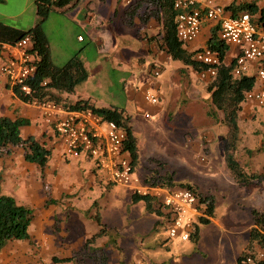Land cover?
Wrapping results in <instances>:
<instances>
[{
	"label": "crops",
	"instance_id": "obj_1",
	"mask_svg": "<svg viewBox=\"0 0 264 264\" xmlns=\"http://www.w3.org/2000/svg\"><path fill=\"white\" fill-rule=\"evenodd\" d=\"M195 1L198 8L202 10L208 4L220 6L224 9L233 3L239 4L242 2L255 3L259 9H264V0ZM0 3H3V0H0ZM32 3L33 0H22L23 8L15 16H4L0 11V25L19 31L32 29L37 23L36 15L35 24L32 23L31 16L26 25H22V23L20 25L18 22L16 25H6L3 21V18L13 19V21L16 18H20L26 11L31 10ZM226 14L230 16L229 12H226ZM252 18L257 21L258 14ZM173 22L175 25V18ZM168 23H170V19L166 20L164 14L162 15L160 13V9L153 6L150 0H73L71 5L52 11L44 21L42 30L48 41L49 55L53 65L63 67L74 57H77L88 74L87 79L81 83L83 84L90 76L88 73L89 62L86 57L84 58L82 56L84 49L82 50L78 45L86 42L88 47L93 48L95 61H99L100 63L112 61L117 65H127L129 67L130 65L128 63H132V67L139 70L145 66L148 59H151L149 65L151 67L156 65L160 68V66L168 65L170 60H172L164 47L160 48L161 44L165 45L162 40L167 34L166 25ZM71 26L77 30V33H75L76 37L74 38L75 35L73 34L70 40L68 30ZM263 27L259 26L261 30H263ZM213 34L218 38V25L213 22H204L200 35L189 45H182V49L186 53H192L206 46ZM78 37H81L82 40H78ZM225 47L226 52L222 63L225 66H232L234 69L235 60L239 56L240 51L235 46ZM172 61L180 63L172 71L173 74L174 71L179 70L190 75L189 78L199 79L197 71L183 65L180 61ZM97 66L99 69L102 67V65ZM260 67L264 68V59L260 62L250 64L248 72L244 75L255 77L256 70ZM174 75L176 76V74ZM202 82L206 83V94L210 99V94L207 92L209 81ZM160 87L161 84L156 85L155 90L157 92L154 94L158 96L159 100H162L163 95L160 94ZM173 87L174 85L171 83L167 85L168 90H173ZM260 87L261 83L255 77L254 88L251 91L258 90ZM13 88L0 72V118H6L11 121H24L25 125L19 128L20 137L23 140H35L39 145L50 151V158L48 163L41 168L34 163L27 162L20 148H15L9 154L0 155V195L12 197L19 205L31 210L33 213V219L28 227L29 238L22 241H7L0 248V264H145L139 259L140 257L146 256V249L143 248V245L140 248L135 246L131 249V256L127 261L126 256L122 257V253L126 252L122 248L125 244L120 243L124 241V232L120 235L117 227H111V225L110 227H107L109 225L105 226L102 223L104 221L99 212H96L95 219L89 214L93 210V207H96L100 198L97 195L101 194V188H111L112 185L104 183L102 176L96 170L91 160L83 157L74 159L64 156L61 144H54L53 142L54 132L52 127L44 122L39 110L33 104L25 103L17 98L13 93ZM123 88L128 93L129 90L125 84ZM74 91L71 94L56 93V95L60 97L63 103L74 104L77 101H88L96 108H114L97 106L91 101L90 97H86L84 100L78 99L73 101L71 97ZM252 106L253 104L251 102H244L241 104V111L248 110ZM122 112L124 116H128L124 111ZM216 113L215 119L211 118L208 113L209 118L214 122L208 123V128L205 129L217 132L222 127H225L222 122V114L220 112ZM205 129L203 128L204 131H207ZM131 133H133L132 126ZM212 138L213 135L210 136V139ZM135 140L138 142L136 137ZM54 147L57 148V152L54 151ZM204 147L207 148L208 146L206 145ZM140 181L142 180L140 179ZM148 181L146 179L142 182ZM232 181L235 182L233 179ZM124 187L131 189L129 199L132 205L137 206L141 203V206L137 207L141 211L138 214H141L142 217L144 213L155 216L160 215L159 212H154L150 198L148 199L151 202L153 212L147 211L144 201L132 203L134 186ZM258 213H264V206ZM97 219H99L100 223H97ZM92 221L96 225L92 224ZM110 221L112 224L113 219L111 218ZM126 221L128 222V219ZM209 221V224L214 221V215L209 218ZM76 224L80 227L91 225L95 229L92 233L82 234L79 239L76 238L73 240L72 227L70 226ZM100 226H104L105 232L102 236L95 237L89 246L86 247V242L98 234L100 231L98 228ZM255 226L252 213V222L247 227L248 242L239 255L249 246V232ZM113 232L116 233L115 239L112 236L108 237V234L111 235ZM200 235V232H198L196 241L180 242L176 240L178 244L169 241L167 242L168 247L165 245L167 248L166 252L169 253L170 251L169 243L176 245V248L179 250H184L188 242L197 245L201 238ZM249 250L252 255L249 256L251 263L247 264H256L255 261H259L258 254L264 252V248L253 243L249 246ZM118 252H121V256H119ZM180 254L182 255L180 252L178 255H175L174 262L181 259L183 255L181 256ZM160 256V261L155 264H164V258L162 259V255ZM73 257H75V260L61 262L70 260Z\"/></svg>",
	"mask_w": 264,
	"mask_h": 264
},
{
	"label": "rangeland",
	"instance_id": "obj_2",
	"mask_svg": "<svg viewBox=\"0 0 264 264\" xmlns=\"http://www.w3.org/2000/svg\"><path fill=\"white\" fill-rule=\"evenodd\" d=\"M22 8V0H3L0 3V11L4 16H15ZM35 15L32 3L31 10L20 18L14 21L3 18V21L6 25H16L17 22L26 25L31 16L35 24ZM75 33L77 30L71 26L68 30L70 40ZM78 47L84 49L82 56L89 62L90 76L85 83L75 88L71 99L76 101L90 97L95 105L114 107L130 117L132 134L138 141V159L134 165L136 175L142 181L149 180V183L170 175L175 186L189 184L202 197H212L215 203V222L198 225L201 234L199 243L188 242L184 250L169 243V253L165 247L169 242L165 222L160 216L144 213L142 217L138 214L141 211L137 207L141 203L137 206L131 204L130 188H101L96 207L89 214L94 218L99 212L105 226L117 227L120 235L124 232V241L120 243L125 244L122 248L126 252L122 253V257L126 256L127 261L131 249L143 245L146 256L139 259L145 264H155L160 261V255L164 258V264H234L248 242L247 227L252 222V213L260 212L264 206V182L253 181L241 187L232 181L224 165L227 129L222 127L217 132L205 129L208 123L214 122L208 113L215 112L206 94V83L198 78H189L190 75L179 70L174 71L175 76L172 71L180 65L176 61L170 60L168 65L160 66V75L153 77L152 71L157 66L149 65L151 59L138 70L132 67V63H128L129 67L112 61H95L93 48L88 47L86 42ZM97 65L102 67L99 69ZM170 83L174 85L173 90L167 89ZM124 84L128 87V93L123 88ZM157 84H161L163 99L157 105L144 103V93L147 90L156 93ZM238 125L235 159L247 173H264V106L253 104L250 109L242 110ZM53 142L58 143L54 135ZM206 145L209 149L204 147ZM18 148L24 155L28 149L26 145ZM14 149L10 148L9 153ZM53 149L57 152L56 147ZM92 224L96 225L94 221ZM70 227L73 240L95 229L91 225L80 227L76 224ZM115 234H108V237L115 239ZM179 252L183 256L180 254L181 259L174 262ZM118 254L121 256V252Z\"/></svg>",
	"mask_w": 264,
	"mask_h": 264
},
{
	"label": "built area",
	"instance_id": "obj_3",
	"mask_svg": "<svg viewBox=\"0 0 264 264\" xmlns=\"http://www.w3.org/2000/svg\"><path fill=\"white\" fill-rule=\"evenodd\" d=\"M172 7L176 11V38L183 46L200 35L204 22H213L218 25V36L223 44L239 49L240 54L232 70L234 78L247 73L250 64L264 59V31L254 24L247 13L232 17L222 7L210 4L202 10L195 0H174ZM78 40L82 38L78 37ZM193 53L192 59L204 67L198 72L199 79L212 80L221 64L218 55L207 46ZM38 60L30 37L14 44L0 42V72L11 87L18 88L26 96L31 95L29 82L34 77ZM152 75H160L159 67L152 71ZM255 77L261 87L246 93L245 101L263 107V67L256 70ZM46 83L42 82L41 86ZM143 100L149 105L159 102L158 96L150 91L144 93ZM31 104L39 110L44 122L52 127L64 156L87 158L93 162L105 184L134 186L135 194L150 198L154 211L159 212L165 222L168 241H190L200 220L210 218L208 202L197 191L180 185L165 187L140 181L127 149L128 134L122 125L104 119L90 109L68 111L61 104L38 99H33ZM258 260L264 262V252L258 254ZM246 263H251V258H247Z\"/></svg>",
	"mask_w": 264,
	"mask_h": 264
},
{
	"label": "trees",
	"instance_id": "obj_4",
	"mask_svg": "<svg viewBox=\"0 0 264 264\" xmlns=\"http://www.w3.org/2000/svg\"><path fill=\"white\" fill-rule=\"evenodd\" d=\"M73 0H33L37 23L28 31H19L13 28L0 25V42L14 44L21 39L30 37L33 42V52L39 58L36 64V72L29 87L31 95L22 94L18 88H13L14 95L25 103H31L33 99L52 101L61 104L68 111H80L90 109L94 113L102 116L104 119L114 121L122 125L128 134L127 149L130 153L132 161L136 162L137 142L131 133L130 119L124 116L122 111L114 108H96L88 101H77L74 104L63 103L57 94H71L74 88L84 82L88 74L85 71L82 63L77 57H74L63 67L53 65L48 49V41L42 30V25L49 14L55 9H61L72 4ZM174 0H150V3L160 9V13L170 19V23L166 25V35L163 40L165 45L161 44L160 48L166 50L172 60L180 61L183 65L192 68L199 72L204 69L203 66L197 64L193 59V52L186 53L182 49V44L176 38L174 18L176 12L173 10L172 4ZM230 16H238L241 13H247L251 17L258 14V19L253 20L254 24L264 26V9H259L255 3L242 2L239 4L233 3L227 8H224ZM253 19V18H252ZM264 30V27H263ZM206 46L215 52L221 64L216 68L215 77L209 81L207 92L210 94V101L213 109L222 114V122L227 128L228 136L226 139L227 146L224 152V164L231 175L232 179L239 186H247L253 181L264 182V173H247L240 166L239 162L234 157L236 143L238 141V117L241 111V104L246 102L245 95L254 88L255 77L242 75L237 78L232 76V66H225L222 59L226 52V45L213 34ZM46 81L44 87L41 83ZM215 113H209L211 118L215 119ZM25 125L24 121H11L6 118H0V155L9 154L10 148H18L27 146L25 160L34 163L43 168L50 158V151L39 145L35 140H23L19 134V128ZM152 184L160 186H175L172 183L170 175H165L151 181ZM181 187L197 191L189 184H181ZM208 202L207 213L208 217L213 216L214 199L212 197L205 198ZM144 201L148 212H153L151 202L148 197L133 194L132 203ZM155 212V211H154ZM255 227L249 232V246L256 243L261 248H264V213L260 214L257 211L253 212ZM98 218V217H97ZM33 219L31 210L19 205L12 197L0 195V248L7 242L12 240H27L29 238L28 227ZM100 223L99 219L96 220ZM209 219L200 220V225H208ZM100 231L89 241L86 242V247L95 239L102 236L105 232L104 226H100ZM199 228L196 227L192 241L198 238ZM249 246L238 256L235 264H247L246 259L250 254ZM97 252V250H95ZM75 260V257L70 260L61 262H70ZM256 264H264L261 261H255ZM104 264V263H98Z\"/></svg>",
	"mask_w": 264,
	"mask_h": 264
}]
</instances>
